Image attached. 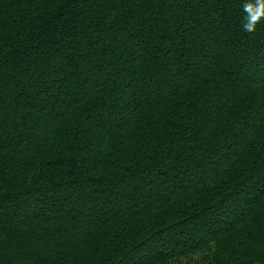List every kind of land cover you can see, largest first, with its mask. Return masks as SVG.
<instances>
[{
    "label": "trees",
    "instance_id": "1",
    "mask_svg": "<svg viewBox=\"0 0 264 264\" xmlns=\"http://www.w3.org/2000/svg\"><path fill=\"white\" fill-rule=\"evenodd\" d=\"M244 3L0 0V264H264Z\"/></svg>",
    "mask_w": 264,
    "mask_h": 264
},
{
    "label": "clouds",
    "instance_id": "2",
    "mask_svg": "<svg viewBox=\"0 0 264 264\" xmlns=\"http://www.w3.org/2000/svg\"><path fill=\"white\" fill-rule=\"evenodd\" d=\"M244 13L242 30L252 33L257 30V26L264 22V0H245L242 6Z\"/></svg>",
    "mask_w": 264,
    "mask_h": 264
}]
</instances>
